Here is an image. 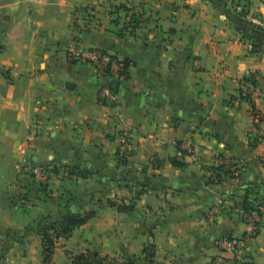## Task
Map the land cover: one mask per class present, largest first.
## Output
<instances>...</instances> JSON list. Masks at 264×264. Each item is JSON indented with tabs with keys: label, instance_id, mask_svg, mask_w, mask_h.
I'll return each mask as SVG.
<instances>
[{
	"label": "crops",
	"instance_id": "0c3cea01",
	"mask_svg": "<svg viewBox=\"0 0 264 264\" xmlns=\"http://www.w3.org/2000/svg\"><path fill=\"white\" fill-rule=\"evenodd\" d=\"M75 47L110 52L128 76L109 82L69 59ZM250 76L252 101L237 104ZM108 85L114 106L98 99ZM126 129L136 150L122 164ZM227 158L239 174L212 184ZM263 160L264 0H0V264H46L42 237L39 254L24 239L31 216L91 211L47 264H144L149 245L154 264H264ZM32 161L71 175L41 190L17 168ZM248 193L259 233L237 263L220 240L245 234Z\"/></svg>",
	"mask_w": 264,
	"mask_h": 264
},
{
	"label": "built area",
	"instance_id": "2783aa9c",
	"mask_svg": "<svg viewBox=\"0 0 264 264\" xmlns=\"http://www.w3.org/2000/svg\"><path fill=\"white\" fill-rule=\"evenodd\" d=\"M255 24H260L257 20ZM68 57L73 62L85 63L93 66L99 73L106 76L109 82L122 81L126 78L128 67L117 56H114L108 51L99 48H85L75 47L68 52ZM255 87L251 83L243 84V95L251 93ZM98 99L101 104L105 106H114L116 104L117 96L110 86L101 88ZM242 98L237 97L236 103L240 104ZM47 127V122L43 118H38L35 121L34 128L30 135L34 138L42 136ZM131 130L126 129L120 136V144L118 148V158L122 164H125L135 153V145L131 137ZM31 140V138L29 139ZM188 151L191 153L192 149ZM223 165L234 171L233 163L230 159H225ZM17 168L25 175L29 176L32 182L41 190H47L51 180L57 176L69 177L71 175L70 165L58 162H50L48 164H38L34 161L19 165ZM240 171V166L236 165ZM238 171V173H239ZM247 230L240 238L225 237L220 240L225 252H227L231 259L237 263H247L248 258L245 256L247 244L253 240L259 230L260 215L257 211H250L245 214Z\"/></svg>",
	"mask_w": 264,
	"mask_h": 264
},
{
	"label": "trees",
	"instance_id": "16d2710c",
	"mask_svg": "<svg viewBox=\"0 0 264 264\" xmlns=\"http://www.w3.org/2000/svg\"><path fill=\"white\" fill-rule=\"evenodd\" d=\"M249 32H251L250 35L259 34V32L255 30V28L253 27L249 29ZM127 76H128V72H127ZM248 82L251 83L254 87L257 86V81L253 76L246 77L243 80V84H247ZM238 96H240L242 100L252 101L251 94H246L244 96L242 89L239 90ZM262 163L264 165V160L262 161ZM172 164L177 167L184 166L183 162H179L177 159H172ZM233 167H234V171L228 168L226 165H221L216 167L212 173V176L209 178L210 182L212 184H221L225 177L231 178L236 176V174H239L238 173L239 170L236 168V165H233ZM118 209L120 211L126 210V208H123L122 206H119ZM244 211L245 214L250 211H257L261 216L260 208L256 203V199H252L249 193L247 194L245 199ZM95 216H96L95 211H91L85 213L84 215H80V214L67 215L61 221H53L50 217L48 218L46 217L42 221H40L36 226L34 232L42 237L44 263L47 264L51 262V258L54 254V251L57 247V243L59 240L68 239L73 234L76 228L85 225ZM258 233L259 230L257 234ZM144 252L146 253V256L148 258V261L145 262L144 264H154L152 260L154 257V247L152 245H149ZM97 258H98L97 256H94V259L99 264H108L109 262L108 258H103V259H97ZM79 260L82 261L83 264H91L90 259L85 255L80 256ZM139 262L140 259L136 258L135 256H128L124 264H139Z\"/></svg>",
	"mask_w": 264,
	"mask_h": 264
},
{
	"label": "rangeland",
	"instance_id": "374dc122",
	"mask_svg": "<svg viewBox=\"0 0 264 264\" xmlns=\"http://www.w3.org/2000/svg\"><path fill=\"white\" fill-rule=\"evenodd\" d=\"M32 219H33V216H31L30 219H28L25 222L26 224L30 225V227L25 231L26 235L24 236V239L26 243L29 245V247L32 250H35L37 254H39L41 251V244H40V240L38 236L35 235L36 233L34 232L38 224H35ZM22 221H23V218H22Z\"/></svg>",
	"mask_w": 264,
	"mask_h": 264
}]
</instances>
